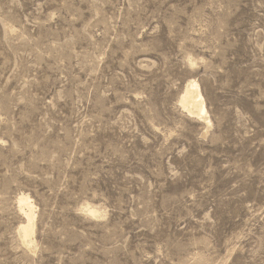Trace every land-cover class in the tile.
<instances>
[{
  "label": "rangeland",
  "instance_id": "obj_1",
  "mask_svg": "<svg viewBox=\"0 0 264 264\" xmlns=\"http://www.w3.org/2000/svg\"><path fill=\"white\" fill-rule=\"evenodd\" d=\"M0 264H264V0H0Z\"/></svg>",
  "mask_w": 264,
  "mask_h": 264
},
{
  "label": "bare ground",
  "instance_id": "obj_2",
  "mask_svg": "<svg viewBox=\"0 0 264 264\" xmlns=\"http://www.w3.org/2000/svg\"><path fill=\"white\" fill-rule=\"evenodd\" d=\"M181 103L185 109L191 113H195L199 118H203L205 121H208L207 112L205 111L204 98L200 91L199 85L193 81H190L181 96ZM20 203V210L23 216L26 217V223L19 226V234L22 242L27 245L29 248L34 247V206L33 203L29 201V198L25 195H22L18 198ZM88 214L97 215L98 210L94 206H86L84 208Z\"/></svg>",
  "mask_w": 264,
  "mask_h": 264
}]
</instances>
